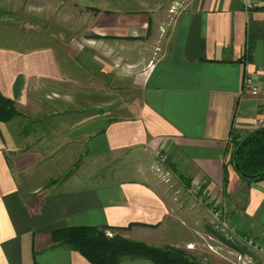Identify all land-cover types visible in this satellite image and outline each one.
<instances>
[{
	"label": "crops",
	"instance_id": "0c3cea01",
	"mask_svg": "<svg viewBox=\"0 0 264 264\" xmlns=\"http://www.w3.org/2000/svg\"><path fill=\"white\" fill-rule=\"evenodd\" d=\"M21 3L0 14L19 27L0 45V96L15 110L0 121V264H90L53 245L75 226L178 246L156 151L240 237L264 243V179L247 183L231 160L259 129L241 81L264 67V0L251 11L240 0Z\"/></svg>",
	"mask_w": 264,
	"mask_h": 264
},
{
	"label": "rangeland",
	"instance_id": "374dc122",
	"mask_svg": "<svg viewBox=\"0 0 264 264\" xmlns=\"http://www.w3.org/2000/svg\"><path fill=\"white\" fill-rule=\"evenodd\" d=\"M21 2L22 0H0V14L14 12L17 6H22ZM180 8L176 5V8L171 10L168 19L172 20ZM16 27L10 18L6 20L3 16L0 17V45L12 44V36L15 37L16 31L19 29ZM152 51L158 55L163 51L159 41L154 43ZM151 164L154 176L163 188L172 195L175 204V208L165 224L169 234L174 239L172 242H177L179 245L170 246L168 244L163 247L169 246L182 250L187 254L188 259L196 264H230L229 260L233 257L231 253L234 251L242 252L244 248L241 237L232 230L231 226L236 227V224L234 225L229 215L226 214L227 212H223L225 218L215 216L211 207L207 206L206 200H200L192 192L191 185L181 183L173 176L169 183H164L160 173L155 169L157 164L155 156L151 159ZM220 208L224 211V208ZM105 234L108 237L119 235L127 238L120 233L108 230Z\"/></svg>",
	"mask_w": 264,
	"mask_h": 264
},
{
	"label": "trees",
	"instance_id": "16d2710c",
	"mask_svg": "<svg viewBox=\"0 0 264 264\" xmlns=\"http://www.w3.org/2000/svg\"><path fill=\"white\" fill-rule=\"evenodd\" d=\"M14 114L13 101L0 96V121H8ZM231 160L235 161L238 174L247 183L264 179V130L257 129L235 141ZM226 173L224 168L225 181ZM106 230L107 227H68L55 230L51 238L54 246L76 251L90 264H119L123 260L132 259H147L154 264H196L177 248L154 247L119 235L108 237Z\"/></svg>",
	"mask_w": 264,
	"mask_h": 264
},
{
	"label": "built area",
	"instance_id": "2783aa9c",
	"mask_svg": "<svg viewBox=\"0 0 264 264\" xmlns=\"http://www.w3.org/2000/svg\"><path fill=\"white\" fill-rule=\"evenodd\" d=\"M240 3L244 10L251 11L256 5V0H240ZM241 89L243 92L249 94L251 97L259 100V118L257 121V127H264V67L260 70L257 77H253L250 74H245L241 81ZM156 157V171H158L162 177L164 183H169L172 177L170 170L167 168V155L160 151L155 152ZM198 187L191 186L193 193H198ZM211 211L217 217L225 218V214L222 209L215 203H213ZM232 230L236 232V227L231 226ZM243 245L247 250L242 252H232V259L230 264H264V243L254 237L244 236L241 237Z\"/></svg>",
	"mask_w": 264,
	"mask_h": 264
},
{
	"label": "water",
	"instance_id": "95a60500",
	"mask_svg": "<svg viewBox=\"0 0 264 264\" xmlns=\"http://www.w3.org/2000/svg\"><path fill=\"white\" fill-rule=\"evenodd\" d=\"M258 130L263 131V130H264V127L259 128ZM237 150H238V149H237ZM237 150H236L235 153H234L233 159H235V155H236V153H237ZM233 165H234V167L236 168V163H235V161L233 162Z\"/></svg>",
	"mask_w": 264,
	"mask_h": 264
}]
</instances>
